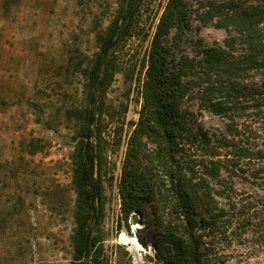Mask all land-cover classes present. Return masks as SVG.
I'll return each mask as SVG.
<instances>
[{
    "label": "rangeland",
    "instance_id": "rangeland-1",
    "mask_svg": "<svg viewBox=\"0 0 264 264\" xmlns=\"http://www.w3.org/2000/svg\"><path fill=\"white\" fill-rule=\"evenodd\" d=\"M168 1L0 0V264H173L176 250L166 234L182 228L156 208V178L165 177L152 157H140L139 167L131 156L139 141L147 56ZM186 2L185 28L167 38L172 46L180 36L175 58L193 56L197 41L222 44L227 36L212 22L202 23V0ZM122 33L101 66V86L93 89L90 73L104 44ZM185 106L199 126L225 133V121L203 111L197 93ZM92 107L88 140L82 113ZM141 142L144 154L156 151L151 135ZM87 143L97 156L88 189L95 220L89 256L85 249L78 262L76 170ZM233 188L249 195L244 199L251 209L256 200L264 203V189L238 178ZM125 200L134 202L129 215ZM251 215L254 226L236 223L215 242L204 238L211 264H264V215Z\"/></svg>",
    "mask_w": 264,
    "mask_h": 264
},
{
    "label": "trees",
    "instance_id": "trees-1",
    "mask_svg": "<svg viewBox=\"0 0 264 264\" xmlns=\"http://www.w3.org/2000/svg\"><path fill=\"white\" fill-rule=\"evenodd\" d=\"M202 7V23L212 22L226 32V39L212 45L197 41L193 56L175 58L173 51L180 36L172 46L167 45V38L173 30L185 28L189 11L186 0L168 1L147 56L144 102L136 131L139 141L131 152L139 167L140 157H152L165 177L156 178V208L163 214L168 211L182 228L181 236L175 229L166 234L176 250L173 264H211L205 247L210 243L204 238L215 242L217 234L224 235L236 223L254 226L251 210L264 215V203L256 200L251 209L249 195H239L233 188V180L238 178L264 189V0H202ZM113 42L111 38L104 44V53L90 73L93 89L100 87V69ZM171 54L174 57L170 59ZM192 93H197L203 111L225 121V133L210 132L194 121V114L185 106ZM82 114L84 135L90 140L94 108ZM146 134L158 145L156 151L144 154L146 145L141 139ZM79 156L77 238L82 255L78 262L84 258L90 224L95 220L88 189L94 182L97 159L91 143ZM148 192L156 195L154 189ZM133 204L125 200L127 215ZM197 230H202V235Z\"/></svg>",
    "mask_w": 264,
    "mask_h": 264
},
{
    "label": "water",
    "instance_id": "water-1",
    "mask_svg": "<svg viewBox=\"0 0 264 264\" xmlns=\"http://www.w3.org/2000/svg\"><path fill=\"white\" fill-rule=\"evenodd\" d=\"M123 33L120 35V37H118L109 47L108 51L105 53V56L107 55V53L114 49L120 42L121 40V37H122ZM99 85L101 86V83H99ZM95 199L93 197V201L92 203H94ZM94 210V209H93ZM132 221L133 223H136L137 222V219L135 217H132ZM91 239H92V232L89 233L88 235V238H87V242H86V255H87V258H88V254H89V251H90V244H91Z\"/></svg>",
    "mask_w": 264,
    "mask_h": 264
},
{
    "label": "bare ground",
    "instance_id": "bare-ground-1",
    "mask_svg": "<svg viewBox=\"0 0 264 264\" xmlns=\"http://www.w3.org/2000/svg\"><path fill=\"white\" fill-rule=\"evenodd\" d=\"M136 219H137V222L136 223H138V218H139V215H136V216H134ZM142 219V218H141ZM136 223H134V224H136ZM136 227H140V225L138 224V225H136Z\"/></svg>",
    "mask_w": 264,
    "mask_h": 264
}]
</instances>
